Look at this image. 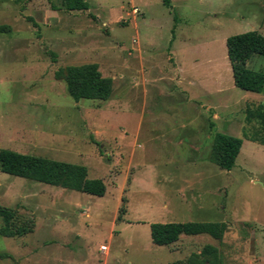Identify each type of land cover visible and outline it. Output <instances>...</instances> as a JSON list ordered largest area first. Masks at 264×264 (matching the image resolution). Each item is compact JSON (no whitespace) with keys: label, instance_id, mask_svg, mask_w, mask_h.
<instances>
[{"label":"rangeland","instance_id":"obj_1","mask_svg":"<svg viewBox=\"0 0 264 264\" xmlns=\"http://www.w3.org/2000/svg\"><path fill=\"white\" fill-rule=\"evenodd\" d=\"M84 1L87 11L0 0V25L11 28L0 35V150L86 167L107 194L0 170V207L33 228L0 236L12 256L0 264H202L209 246L217 264H264V122H247L249 110L264 113V93L235 86L226 45L264 35V0ZM87 64L113 79L109 101L77 103L55 78ZM248 67L264 73V57ZM218 133L244 140L230 172L213 162ZM169 222L229 229L220 241L183 236L159 247L151 225Z\"/></svg>","mask_w":264,"mask_h":264},{"label":"trees","instance_id":"obj_2","mask_svg":"<svg viewBox=\"0 0 264 264\" xmlns=\"http://www.w3.org/2000/svg\"><path fill=\"white\" fill-rule=\"evenodd\" d=\"M65 3L68 11H87L90 8L84 0H66ZM162 3L166 8L173 9L172 0H162ZM174 22L173 39L178 23L177 15H175ZM10 31L9 26L0 25V35L8 34ZM226 45L235 86L242 91L263 94L264 73L251 70L248 64L254 56L264 57V35L251 31L228 38ZM55 78L64 81L68 94L77 103L83 100L106 102L111 99L114 92L113 79L104 77L97 64L59 69L55 72ZM257 118L264 122V113L251 110L247 112L248 123ZM244 139L256 142L248 138L246 133ZM243 145V139L218 133L214 139L213 162L222 170L232 171L236 167ZM0 170L11 176L91 196L102 198L107 194V186L102 179L89 178L87 168L75 164L0 150ZM122 201L119 221L127 214V198ZM15 217L14 211L0 207V219L3 221L0 236L15 238L33 232L31 227L14 226ZM228 229V225L223 222L157 223L151 225V236L155 245L169 247L176 244L183 236L209 235L220 241ZM202 257L204 258L202 264H217L219 261L217 250L210 246L205 248ZM10 258H12L10 254L0 252V260Z\"/></svg>","mask_w":264,"mask_h":264},{"label":"built area","instance_id":"obj_3","mask_svg":"<svg viewBox=\"0 0 264 264\" xmlns=\"http://www.w3.org/2000/svg\"><path fill=\"white\" fill-rule=\"evenodd\" d=\"M100 251H101L103 254H107L108 247H107V246H101Z\"/></svg>","mask_w":264,"mask_h":264},{"label":"crops","instance_id":"obj_4","mask_svg":"<svg viewBox=\"0 0 264 264\" xmlns=\"http://www.w3.org/2000/svg\"><path fill=\"white\" fill-rule=\"evenodd\" d=\"M143 121H141V128H142V126H143V123H142ZM101 252V251H100ZM102 253V252H101ZM103 254V253H102ZM103 255H107V254H103Z\"/></svg>","mask_w":264,"mask_h":264}]
</instances>
